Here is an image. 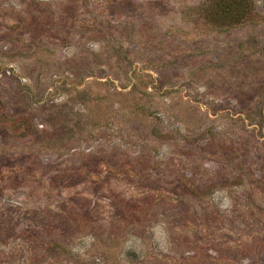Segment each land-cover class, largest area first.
<instances>
[{"label":"rangeland","instance_id":"1","mask_svg":"<svg viewBox=\"0 0 264 264\" xmlns=\"http://www.w3.org/2000/svg\"><path fill=\"white\" fill-rule=\"evenodd\" d=\"M0 264H264V0H0Z\"/></svg>","mask_w":264,"mask_h":264},{"label":"trees","instance_id":"2","mask_svg":"<svg viewBox=\"0 0 264 264\" xmlns=\"http://www.w3.org/2000/svg\"><path fill=\"white\" fill-rule=\"evenodd\" d=\"M2 125H3V121L1 120V117H0V129Z\"/></svg>","mask_w":264,"mask_h":264}]
</instances>
